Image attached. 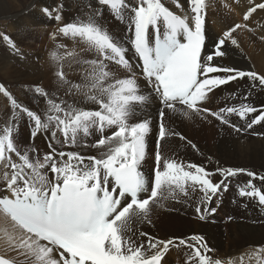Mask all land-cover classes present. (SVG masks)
<instances>
[{"label": "snow or ice", "instance_id": "snow-or-ice-1", "mask_svg": "<svg viewBox=\"0 0 264 264\" xmlns=\"http://www.w3.org/2000/svg\"><path fill=\"white\" fill-rule=\"evenodd\" d=\"M173 2L177 9L182 8L179 0ZM186 2L188 11L181 15L162 0H135V4L128 0H96L97 6L83 18L64 23L51 33L53 39L62 36L74 44L83 43L84 51L95 56L76 60L75 49L69 50L63 44H57V50L50 52L58 88L79 99L72 102L57 99L55 93L34 85L31 89L34 95L46 101V109L39 114L18 102L0 84V93L11 108L8 122L0 125V162L10 169L0 176L4 182L0 191L8 193L0 196V213L8 220L6 226L0 227V241L8 251L16 253L13 258L0 255V264H162L168 251L179 246L190 250L186 264H223L209 255L211 249L202 236L165 240L142 230L144 224H151L152 205L162 199L194 197L197 192L201 195L195 211L199 219H206L208 214L216 212V208L210 207L213 199L228 190L230 178L241 173L252 179L239 185L237 194L264 206V176L234 168L218 167L210 172L204 166L162 155V141L170 135H180L169 131L165 123L168 112L187 118L211 116L237 132L242 129L231 123L229 117L233 115L245 121L248 129L264 122V108L248 122L250 114L258 111L249 103L218 110L203 106L210 102L214 90L245 77L253 88L256 82L264 88V74L215 63V58L226 56L222 49L227 42L238 47L233 35L238 29L254 32L247 23H237L225 30L214 43V50L205 57L202 53L205 0ZM248 3L243 13L245 22L258 10L264 11V0L259 3L248 0ZM61 9L62 5L44 7L42 12L59 23ZM105 9L113 18L127 21L126 42L99 23ZM0 39L12 54L25 58L8 34L0 32ZM260 39L264 40V36ZM126 44L138 58L135 67L141 69L151 92L162 105L158 113L155 168L150 178L141 166L152 121L141 120L135 113L153 97L141 90ZM60 49L65 50L60 52ZM65 61H73L82 68L79 82L68 79ZM113 66L130 75L116 78L110 71ZM25 116L32 138L43 134L48 139L50 151L42 161L30 155L37 149H25L22 153L15 142L19 121ZM106 130H111L110 134ZM93 132L99 133V138L94 144L84 146L96 149L98 155L57 151L54 146V143L77 146L81 138L86 139ZM180 138L184 139L182 135ZM13 154L19 162L13 161ZM216 174L221 179L214 182ZM255 179L261 182L259 186L253 182ZM261 253L264 248H258L252 255L264 264Z\"/></svg>", "mask_w": 264, "mask_h": 264}, {"label": "bare ground", "instance_id": "bare-ground-1", "mask_svg": "<svg viewBox=\"0 0 264 264\" xmlns=\"http://www.w3.org/2000/svg\"><path fill=\"white\" fill-rule=\"evenodd\" d=\"M18 1H24V3L22 5L19 4L20 6L18 8L15 6L9 11V16L14 19V36H12V39L16 42L17 47L20 48L23 53L26 49L27 51L26 54L24 53V59L12 54L16 57V60L13 59L14 62H12V64L14 63L15 76L12 78L8 75L10 78H0V84L7 87L11 86L13 90L12 93H14L13 96L18 100V102L24 104L29 109L42 114L46 109V101L44 98L34 95L31 90L34 85L44 88L50 94L55 93L57 99L63 98L68 102H72L74 99H79L78 97L72 95H66V89H61L57 86L56 79L53 75L54 65L50 60V52L57 50V44L66 45L69 50L75 49L78 53L76 60L95 58L94 54L84 51L86 46L83 43L74 44L72 40L62 36H57L53 39L50 34L64 23L72 22L78 17L83 18L85 13L91 11L97 6V4L96 0H15V2ZM128 2L135 4V0H128ZM162 2L165 3V6L169 7L170 10L176 12L177 14L183 15L188 11V4L186 0H179L182 5L181 9H177L175 7L173 0H162ZM255 2L259 3L260 0H255ZM205 3L206 22L205 46L202 51L203 55L206 57L214 50V43L222 36L225 30L237 23H247L250 28L254 29V32L248 31L244 28L238 29L233 34L238 41V47L231 45L230 41L227 42L222 49L226 52V56L215 58V63L218 65L235 67L245 71L251 70L264 74V40L260 39V37L264 36V11L258 10L247 22H245L243 21V13L249 6L248 0H205ZM61 5L62 20L59 23H57L54 19L50 20L42 12L44 7L51 9L60 7ZM89 5H91V7H89ZM224 5H226V8ZM255 19H257V23H255ZM99 23L106 27L109 33L115 37L116 34L121 35V37H117L118 39L125 42L126 39H128L129 27L127 21L121 22L113 18L107 9L104 10L103 18L99 21ZM6 28L3 27L4 30H6ZM4 30L1 32H4ZM10 30L13 31V29ZM36 39H38L36 46H38L37 49H39V52L36 53L37 56L35 60H33L29 53L34 51L35 48L29 46L28 43L30 44ZM23 43H26L27 46H24ZM3 46L0 48H3ZM126 46L129 48L127 56L134 66L133 72L138 79L141 90L144 91V94H151L153 97L146 105H142L141 107H143L142 111L144 110L145 113V117L143 119H151L154 129L156 128V137L159 125L158 111L162 105L159 103L158 98L155 97V93L151 92V88L147 85V81L143 77L141 69L139 67H135L139 61L133 54L131 46L128 44H126ZM64 50L65 49H60L59 51L63 52ZM5 53H2V55ZM70 63L73 65L71 68L68 66ZM9 65H11V62ZM1 69L3 70V68ZM64 71L70 81L79 82L81 80L80 73L82 68L76 65L73 61H65ZM110 71L115 74L116 78L130 75V73H127L125 70H122L117 66L110 68ZM11 73L12 72L10 71L9 74ZM1 76L3 75L1 74ZM251 84L252 82L247 77L229 82L227 86L224 85L226 87L221 86L220 88L214 90L211 94L210 102L203 106H211L213 110H218L219 107L232 106L234 104L238 105L241 102L249 103L258 109L257 113L250 114V120L248 121L250 122L251 119L255 118V116L259 114V109L264 108V88L260 87L258 82H256V87L254 88ZM220 94L228 95L227 98L224 97L221 99L224 100L221 103H219L220 99H218ZM244 97H247V100H245ZM236 98L239 102L235 100ZM7 101L8 100L6 99L5 102L3 94L0 93V106H5ZM149 105L151 107H149ZM87 106L92 107V105ZM155 109H157V111L153 114ZM3 112L5 111L3 110ZM4 115L6 119L4 121L7 122L10 118V111H6ZM236 117L238 116L233 115L232 117H229V119L231 123L239 126L233 120V118ZM199 120H202V123H204L203 126L194 125V123ZM24 121L28 122L26 116L19 121L20 125H23ZM165 123L171 133H180V131L176 129V125H178L182 129H189L188 127H193L197 132H204L206 135L214 137L213 140L211 139L212 142L208 141L205 144H202V141L204 140V138H202L200 141L197 140L196 142L191 143V145H188L183 140L178 139V135H172L169 139L167 137L162 141L161 152L164 157L175 158L176 160L183 161L184 163H195L197 165L204 166L210 172H215L216 168L219 167L245 169L256 173L257 177H259L258 175L262 173L264 174V122L254 125L251 129L246 128L245 124L242 129L245 127L246 130L242 132V134L235 132L229 125L221 124L211 116L202 118L200 115H193L191 118H187L180 114L168 112L165 118ZM1 124L3 125L4 123ZM28 124L29 122L27 123V126ZM172 128H174L173 131ZM25 129H27V127ZM23 131L25 130L23 129ZM92 135H95V132H93ZM81 140L82 139H80L77 146H64L62 144L57 145L54 142L53 143L57 148V151H60L61 149L63 151H77L85 156L98 155L96 149L84 146L89 145L87 143L90 142L89 137L86 139L84 138L83 144H80ZM44 141L48 142V139H46L43 134H39L35 140H33V142L41 146ZM156 141L157 140L154 138L149 141L146 140V155L148 156L146 162L148 166L149 163H151V165L154 164L155 155H153V149L155 154ZM192 145H195L196 147L193 148ZM59 146L61 147L60 149H58ZM40 150H43L46 153L50 151L46 148ZM12 159L13 161L19 162L18 157H16L15 154L12 155ZM148 166L146 168L141 166V170L147 177H149V175L151 177L153 170L151 168L149 173ZM6 170L10 172V169H5L4 163L1 162L0 176H2ZM213 177L214 182L221 179L219 174H216ZM249 179L252 178L248 177L245 173H241L236 177L230 178L229 181H227L229 185L228 191L226 193L221 192L226 194V196L223 194L219 195V197H222V202L220 201L222 206L219 205L221 207L217 210V212L221 215L227 214L228 216L234 217V219H232L234 224L231 223V226L228 228H225V223H220L222 218L219 214L213 217L208 215L206 220L193 218L196 215V203L201 195L197 192L194 197H186L184 201L169 198L168 200H170V204L173 203V206L164 207L161 210L164 212L171 209L172 211H178L186 215L187 217H184L183 221L174 223L176 225L182 224L181 226H173L171 228L172 225H168L166 219L163 218L165 213H158L155 216L150 217L151 224H144L142 230L149 233L153 237L165 240L173 237L188 239L192 235H199L204 238V242L207 244L208 248L211 249L209 255L212 256L213 259H220L223 264H228L229 261H231V264H262V262L258 261L252 254L258 248H264V222L258 221V218L264 220V206L258 205L256 201H252L247 197H240L238 194L235 195L237 193V187L239 185H243ZM253 182L258 186L261 184L259 179H255ZM3 188L4 182L0 180V189ZM3 193H5V191H0L1 195ZM5 195H8V193L6 192ZM166 195H168L167 192ZM227 197H231V200H228V203ZM235 205H241L243 210H240L245 211L246 213V216L241 218L239 221L238 219H235L237 215L234 216L232 210ZM207 220L211 221L212 224H207ZM258 223L261 224L259 225ZM7 224V218L0 213V227H4ZM222 239L226 241L225 246L223 245L224 241H222ZM179 247L180 248L177 249L179 254H183L184 252L188 254L190 253V250L186 247ZM169 253H174V251ZM0 255L7 258L16 257V253L8 251L2 241H0ZM261 257H264V253H261ZM19 259H22V257ZM182 259H187V256H182ZM162 264L166 263L162 262Z\"/></svg>", "mask_w": 264, "mask_h": 264}, {"label": "rangeland", "instance_id": "rangeland-1", "mask_svg": "<svg viewBox=\"0 0 264 264\" xmlns=\"http://www.w3.org/2000/svg\"><path fill=\"white\" fill-rule=\"evenodd\" d=\"M13 1V2H12ZM24 3V1H18V2H15V0H0V32L1 31H3L4 29H3V27L4 28H6V30H4V32L3 33H6V34H8L11 38H13L12 36H14V28H13V21H14V19H12V17H10L9 16V11L11 10V9H13L15 6L18 8L20 5H22ZM10 4V5H9ZM20 4V5H19ZM8 5V6H7ZM226 5H224V7H225ZM226 8V7H225ZM5 9V10H4ZM8 10V11H7ZM4 11H5V13H4ZM3 13V14H2ZM2 16V17H1ZM9 16V17H8ZM6 17H8V18H6ZM12 20V21H11ZM255 21V23H257V19H255L254 20ZM3 26H2V25ZM7 25V26H6ZM10 26H12V27H10ZM10 29H13V31L12 30H10ZM10 32H12V33H10ZM118 34H116V37H121V35H118ZM34 39V38H33ZM128 39H126V41H127ZM3 40L1 39L0 40V42L2 43H0V47L1 46H3V45H5V46H3V48H0V78H3V79H5V78H10V77H14L15 76V73H14V63L12 64V62H14L13 61V59L14 60H16V57H14L13 55H12V52L10 51V49L7 47V45L4 43V42H2ZM34 42V43H33ZM36 42H38V39H36V40H34V41H32L30 44L28 43V45L29 46H31V47H33V48H35L34 49V51H31V53H29L30 54V56L32 57V59L33 60H35V58H36V53H38L39 51V49H37V47L38 46H36ZM24 44V46H27L26 45V43H23ZM22 48V47H21ZM4 49V50H3ZM8 49V50H7ZM7 50V51H6ZM26 51H27V49L24 51V53L26 54ZM6 52V53H5ZM2 53H5L4 55H6V56H4V55H2ZM11 54V55H10ZM2 55V56H1ZM10 56V57H9ZM4 60H3V59ZM12 58V59H11ZM5 61V62H4ZM7 62V63H6ZM10 62H11V65H9L10 64ZM6 64V65H5ZM9 65V66H8ZM7 66V67H6ZM12 66V67H11ZM221 66H225V65H221ZM1 68H3V70L1 69ZM6 68H8V69H6ZM13 68V69H12ZM7 71V73H6V71ZM12 72L11 74H9L10 73V71ZM9 72V73H8ZM1 74L3 75V76H1ZM10 77H9V76ZM12 75V76H11ZM5 77V78H4ZM21 78V77H20ZM5 86V85H4ZM227 86V85H226ZM226 86H224V87H226ZM11 93L13 92V90H12V88H11V86H5ZM224 87H222V88H224ZM12 95H14V93H12ZM227 98L228 97V95H223V94H220L219 96H218V99H220V102L219 103H221V102H223L224 100H221V99H223V98ZM5 98V102H6V97H4ZM236 101H238L239 102V100L236 98L235 99ZM8 104V105H7ZM6 106V107H5ZM5 106L3 105V106H0V125H2L1 123H4V124H6L7 122H5L4 120H6L5 119V113H6V111H10V115H11V108L9 107L10 105H9V102L7 101V103L5 104ZM9 108H8V107ZM3 107V108H2ZM149 107H151L150 105H149ZM209 108H211V106H208ZM259 107V106H258ZM263 107V106H262ZM140 108V109H139ZM138 108V110L136 111V113H135V116L137 117V118H139V119H143L144 117H145V113H144V110L142 111V108L143 107H139ZM6 109H8V110H6ZM3 110L5 111V112H3ZM157 111V109H155L154 110V112H153V114H155V112ZM138 112V113H137ZM140 112V113H139ZM159 112V111H158ZM142 113H143V115H142ZM2 114H3V116H2ZM141 114V115H140ZM151 115V114H150ZM233 120L239 125L238 127H240L241 129H242V127L246 124L245 123V121H243V120H241L239 117H236V118H233ZM250 120V118H248V121ZM132 122H136V120H133ZM27 121H24L23 122V125L21 124L20 125V123H19V129H18V134H16V136H15V141H16V144H18L17 145V147L19 148V150L23 153V149L25 150V149H30V148H35V149H38L37 150V152H34V153H30V155L33 157V159H35V158H39L41 161L43 160V156H44V154L46 153V152H44L43 150H40V149H43V148H46L47 150H50L49 148H48V142L47 141H44L43 142V144H42V146L41 145H39V144H36L35 142H33V140H35V139H32V136H31V133H30V127H29V124H28V126H27ZM3 124V125H4ZM26 124V125H25ZM194 125L195 126H203L204 125V123H202V120H199V121H197V122H195L194 123ZM21 127V128H20ZM27 127V129H25ZM28 127H29V129H28ZM189 129H182V128H180L178 125H176V129H178L179 131H180V135H178V139H181L180 138V136L182 135L183 137H184V139H181V140H183L184 142H186L188 145H191V143H194V142H196L197 140H201L202 138H204V140L202 141V144H205L206 142H212V140H213V137L214 136H210V135H206V133H204V132H197V131H195V129L193 128V127H188ZM23 129L25 130V131H23ZM233 130H234V128H232ZM27 130V131H26ZM29 130V131H28ZM174 130V128H172V131ZM246 129H245V127H244V129H242V131H239V132H237V131H235V132H237V133H241L242 134V132H244ZM110 131L111 130H106V134H110ZM28 132V133H27ZM155 132H156V128L154 129V126H153V124H151V132H150V134L147 136V138H146V140L147 141H149L150 139L152 140V138H154V139H156L157 140V136L155 137ZM25 135H24V134ZM20 134V135H19ZM97 135V136H96ZM158 135V134H157ZM252 135V134H251ZM30 136H31V138H30ZM172 135H170L169 137H171ZM169 137H168V139H169ZM27 138V139H26ZM99 138V133H97V132H95V135H90L89 136V141L90 142H87L89 145H92V144H94L95 142H96V140ZM206 138V139H205ZM82 140H81V142H80V144H83L84 143V138H81ZM212 139V140H211ZM205 141V142H204ZM190 142V143H189ZM25 143V144H24ZM32 143V144H31ZM33 145V146H32ZM39 147V148H38ZM61 147L59 146V148L58 149H60ZM87 148H89V147H87ZM92 148V147H91ZM94 149V148H93ZM40 150V151H39ZM61 150V149H60ZM97 151V150H96ZM98 153V152H97ZM260 154H261V152H260ZM153 155H155L154 154V149H153ZM155 157V156H154ZM146 159H148V156L146 155V157H145V159H144V161L142 162V166L143 167H147L148 166V164H147V162H146ZM152 159H153V156H152ZM148 161H150V160H148ZM177 161H179V160H177ZM151 162V161H150ZM186 164H187V162H186ZM0 165H1V162H0ZM151 168H152V170H154V168H155V160H154V164L153 165H151V163H149V166H148V169H149V173H150V170H151ZM1 172V171H0ZM262 175H264L263 173L262 174H260V175H258V176H262ZM149 177H150V175H149ZM213 180H214V177H213ZM219 181V180H218ZM228 191V190H227ZM227 191H221V192H223V193H226ZM5 193H6V191H5ZM5 193H3L2 195H5ZM223 193H220V194H223ZM219 194V195H220ZM1 194H0V196H2ZM224 196H226V194H223ZM235 195H237V193L235 194ZM165 196H167L166 195V193H165ZM224 198V197H223ZM186 199V197H184V196H180V199L179 200H182V201H184ZM228 200H231V197H227V203H228ZM170 200H166V199H162L161 201H160V203L159 204H154V205H152V210H151V216L150 217H152V216H155L156 214H158V213H161V214H164V216H163V218L164 219H166V222L168 223V225H172L171 226V228L173 227V226H181L180 224H178V225H176V224H174V223H176V222H178V221H183L184 220V217H187L186 215H184L183 213H180V212H178V211H172L171 209H169L168 211H161L164 207H169V206H173L172 204H170V202H169ZM220 201L222 202V197L220 196H218V197H216V198H214L213 199V201H212V203H211V207H213V208H216V212L215 213H211V214H208L210 217H213V216H217L218 214H219V212H217V210L218 209H220V207L222 206L221 204H220ZM168 202V203H167ZM162 205V206H161ZM219 205H221V206H219ZM238 206H240L241 207V205H235L233 208H232V210H233V213H234V216H236V218L235 219H238V221L241 219V218H244L245 216H246V213H245V211H242L243 210V207H238ZM235 208H237V209H235ZM240 209H242V210H240ZM158 210V211H157ZM161 211V212H160ZM237 211V212H236ZM242 212V213H241ZM240 214V215H239ZM207 215V216H208ZM220 216H221V218H222V221H220V223L222 224H224V226H225V228L227 227H229V226H231V223L232 224H234V221L232 220V219H234V217L232 216H228L227 214L226 215H221V214H219ZM168 216V217H167ZM226 216V217H225ZM237 217H239V218H237ZM175 218V219H174ZM193 218H195V219H199V217H198V214L196 213V215H195V217H193ZM181 219V220H180ZM204 220H206V219H204ZM160 221V220H159ZM169 221V222H168ZM258 221L260 222H264V220L263 219H261V218H258ZM207 224H212L211 223V221H209V220H207V222H206ZM259 225L261 224V223H258ZM184 235V234H183ZM179 238V237H178ZM222 241H224V239H222ZM223 245L225 246L226 245V241H224L223 242ZM178 248H180V247H173V248H171L169 251H168V253L165 255V257L163 258V261L162 262H164V263H166V264H186V259L184 260V259H182V256H188V253H186V252H184L183 254H179L178 252H177V249ZM171 251H174V253H169V252H171ZM174 260V261H173Z\"/></svg>", "mask_w": 264, "mask_h": 264}]
</instances>
